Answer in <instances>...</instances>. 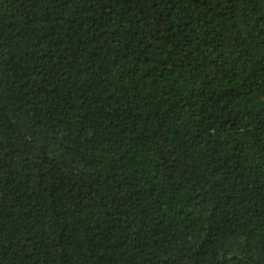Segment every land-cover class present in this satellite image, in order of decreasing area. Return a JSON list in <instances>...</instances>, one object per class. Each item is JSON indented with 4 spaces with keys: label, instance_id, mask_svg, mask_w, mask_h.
<instances>
[{
    "label": "trees",
    "instance_id": "1",
    "mask_svg": "<svg viewBox=\"0 0 264 264\" xmlns=\"http://www.w3.org/2000/svg\"><path fill=\"white\" fill-rule=\"evenodd\" d=\"M0 264H264V0H0Z\"/></svg>",
    "mask_w": 264,
    "mask_h": 264
}]
</instances>
